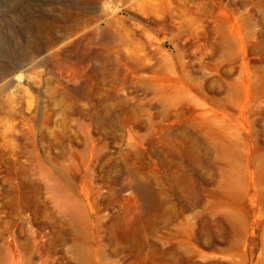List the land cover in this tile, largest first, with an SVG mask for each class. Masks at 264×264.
I'll return each mask as SVG.
<instances>
[{
  "label": "rangeland",
  "instance_id": "rangeland-1",
  "mask_svg": "<svg viewBox=\"0 0 264 264\" xmlns=\"http://www.w3.org/2000/svg\"><path fill=\"white\" fill-rule=\"evenodd\" d=\"M0 264H264V0H0Z\"/></svg>",
  "mask_w": 264,
  "mask_h": 264
}]
</instances>
